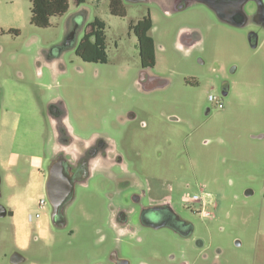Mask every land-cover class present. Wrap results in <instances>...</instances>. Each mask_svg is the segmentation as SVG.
Instances as JSON below:
<instances>
[{"label": "rangeland", "instance_id": "374dc122", "mask_svg": "<svg viewBox=\"0 0 264 264\" xmlns=\"http://www.w3.org/2000/svg\"><path fill=\"white\" fill-rule=\"evenodd\" d=\"M108 3L69 0L65 14L36 27L29 0H0V118L7 121L5 127L0 123V168L14 151L20 159L12 171L21 176L24 156L48 154L47 108L59 100L75 136L98 133L109 139L130 169L124 174L112 167L74 186L65 225L33 240L26 264H108L111 251L131 264H264V32L252 49L247 27L222 23L199 2L171 13L155 3L125 4L124 16L112 15ZM146 14L155 55L148 71L163 80L150 90L136 83L140 59L128 29ZM94 17L105 22L104 63L74 53ZM70 20L75 33L66 44ZM181 28L197 33L192 47L177 45ZM222 81L230 86L227 95L221 93ZM209 94L221 99L222 108L208 101ZM130 112L133 119L127 118ZM30 169L29 184L18 189L23 212L36 221L39 211L48 227L51 205L37 174L42 165ZM0 188L5 206L12 191L4 182ZM133 193L142 204L160 194L171 197L192 225L193 239L203 245L166 228L143 227L136 213L118 230L112 210L129 209ZM185 193L197 200L185 205ZM43 195L47 203L39 210ZM200 209L210 215L202 216ZM7 227L9 218H0V264H12ZM27 231L18 228L20 241Z\"/></svg>", "mask_w": 264, "mask_h": 264}, {"label": "flooded vegetation", "instance_id": "af4514ba", "mask_svg": "<svg viewBox=\"0 0 264 264\" xmlns=\"http://www.w3.org/2000/svg\"><path fill=\"white\" fill-rule=\"evenodd\" d=\"M123 7L125 4L134 3H155L160 6L165 13H171L183 9L191 2H199L209 8L216 17L224 24L233 27H247V40L252 49H256L259 45V34L264 32V0H118ZM125 9V8H124ZM113 15V14H112ZM150 16L149 14H146ZM144 15L143 17H145ZM119 16V15H117ZM142 17V18H143ZM96 18V17H94ZM99 18V17H98ZM140 18L139 20H141ZM151 18V17H150ZM131 21L133 24H137L138 21ZM74 24L70 20L69 30L74 29ZM90 22L86 25L87 33L90 29ZM128 25V29H129ZM144 26L139 27L143 29ZM152 28V26H151ZM150 28V29H151ZM69 31V32H70ZM133 34L134 32L129 29ZM149 33V31H148ZM83 34V35H84ZM150 35V34H149ZM138 55L140 59V73L136 83L143 89H154L163 85V80L159 77L151 74L148 70L154 66L146 58L148 54V48L137 39ZM198 41L197 33L191 31L189 28H181L176 35V42L179 47L190 48ZM77 45V43H76ZM75 45V46H76ZM154 47V41H153ZM155 56V55H154ZM51 61H54V56H50ZM228 82H220V90L223 95H227L229 92ZM217 97V96H216ZM218 98V97H217ZM219 104L210 101L217 108H222V101L218 98ZM209 109L206 110L208 113ZM8 112L7 110H3ZM18 115V114H17ZM3 114L1 115V117ZM135 115L128 113L127 118L133 119ZM18 119H16L17 121ZM171 120L177 121L178 118L171 117ZM1 126H6L7 121L2 117L0 118ZM143 126L144 123L141 122ZM14 128V127H13ZM15 129V128H14ZM46 130L48 132V140H46L48 154L42 152L37 155L42 169L38 171L44 180V189L46 183L48 188L52 190V182L50 178H56L59 182V186L71 185L72 190L74 186L79 183H85L86 180L96 172L102 173L112 167H119L124 174H129L130 169L125 163L123 157L118 153L114 143L109 139L93 133L89 138L80 139L72 133V130L67 122L65 116V108L61 101L52 100L48 104L47 117H46ZM47 153V152H46ZM33 155H26L24 162L26 163L25 169L20 170L21 176L17 172H13L12 169L18 165L20 159L18 153L12 151L3 164L1 169L4 171L2 176L0 172V185L2 182L6 187L12 191L7 197V203L3 207V211L0 213V218H9V232L12 242L13 250L10 251L11 257L13 255L21 254L25 257V253L31 245V242L35 239L48 238L52 234V228L63 227L66 223L65 210L67 203L70 201L72 194L68 196V200L60 208V212L57 216L51 218L49 226L44 231L43 235L35 234L33 231L36 228V221H32L23 212L21 194L18 191L20 186L26 187L29 182V176L31 172V165L33 164ZM48 156V157H47ZM134 176V172H131ZM26 175V180L23 181L22 176ZM115 178V177H114ZM1 189V188H0ZM171 188H169V191ZM151 192V191H150ZM144 194V192H143ZM0 190V196H1ZM264 196V193H263ZM153 197V196H152ZM132 206L129 209L118 207L112 210V225L118 230L122 231L127 227L129 216L135 215L139 225L147 227L149 229L166 228L171 234L175 236H183L186 240L191 238V241L196 243L198 247L203 245L200 239H193L192 237V225L181 217L174 208V203L171 197L166 194L156 195L150 199L147 204L140 202L141 196L137 193H133L130 197ZM181 200L189 205L192 201L197 200V196L190 197L188 193L181 196ZM52 209V208H51ZM202 216H209V213H205L202 209L198 210ZM26 227L27 236L24 240L19 239L18 228ZM37 232V231H36ZM47 235V237H45ZM189 238V239H188ZM173 255H169L168 259L172 260ZM22 264H26V261ZM29 264V263H28ZM108 264H131L128 260L120 257L115 251H111L108 256ZM145 264V263H142ZM180 264H188V261H182ZM209 264H217L212 262Z\"/></svg>", "mask_w": 264, "mask_h": 264}, {"label": "trees", "instance_id": "16d2710c", "mask_svg": "<svg viewBox=\"0 0 264 264\" xmlns=\"http://www.w3.org/2000/svg\"><path fill=\"white\" fill-rule=\"evenodd\" d=\"M77 5H80L84 0H74ZM30 6V23L36 27H47L50 25V18L53 16H61L69 9V0H29ZM118 0H109V11L113 15L124 16L125 9L119 4ZM90 29L85 33L81 40L74 48L76 56L86 62H101L107 61L106 54V37H105V22L96 17L90 24ZM144 26L139 30V27ZM152 26L150 16L146 15L137 24L131 23L129 29L134 32L141 44L148 48L147 57L151 63L154 61L153 38L148 31ZM11 32V31H9ZM16 33L17 31H13Z\"/></svg>", "mask_w": 264, "mask_h": 264}, {"label": "water", "instance_id": "95a60500", "mask_svg": "<svg viewBox=\"0 0 264 264\" xmlns=\"http://www.w3.org/2000/svg\"><path fill=\"white\" fill-rule=\"evenodd\" d=\"M204 1V0H201ZM206 2V1H204ZM75 29H72L66 37L65 43L69 44L73 37H74ZM52 184V190L48 188V183L45 185V194L46 197L51 205V218L54 219L55 216H57L60 212V208L65 204V202L68 200V196L73 193L72 186L71 185H63L62 187L59 186V182L56 180V178H50ZM59 184V185H58ZM60 207V208H59ZM5 209L2 204H0V212ZM2 214V213H0ZM26 261V257H23L21 254H15L11 257V263L12 264H20Z\"/></svg>", "mask_w": 264, "mask_h": 264}, {"label": "built area", "instance_id": "2783aa9c", "mask_svg": "<svg viewBox=\"0 0 264 264\" xmlns=\"http://www.w3.org/2000/svg\"><path fill=\"white\" fill-rule=\"evenodd\" d=\"M208 98L210 101H213L215 102L216 104H219V100L218 98L215 96V95H211L209 94L208 95ZM47 203V200H46V197L43 195V196H40L37 200V205H38V209L39 210H42L45 208V205ZM34 218L39 220L41 218V214L39 213V211H36L35 214H34Z\"/></svg>", "mask_w": 264, "mask_h": 264}, {"label": "crops", "instance_id": "0c3cea01", "mask_svg": "<svg viewBox=\"0 0 264 264\" xmlns=\"http://www.w3.org/2000/svg\"><path fill=\"white\" fill-rule=\"evenodd\" d=\"M32 161H33V164L34 163H39V157L38 156H32ZM38 172V171H37ZM37 174H40L39 172L37 173ZM41 175V174H40ZM28 184H29V182H28ZM36 223H37V225H36V231H37V233H40V235H43L44 234V231L46 230V228L47 227H45V221L44 220H42V218H40L39 220H36Z\"/></svg>", "mask_w": 264, "mask_h": 264}]
</instances>
